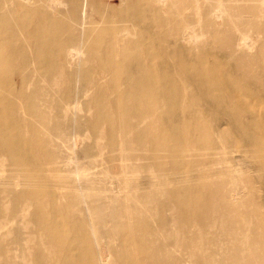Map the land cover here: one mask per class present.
<instances>
[{"label": "rangeland", "instance_id": "rangeland-1", "mask_svg": "<svg viewBox=\"0 0 264 264\" xmlns=\"http://www.w3.org/2000/svg\"><path fill=\"white\" fill-rule=\"evenodd\" d=\"M49 1L0 0V264H264L262 0H196L199 13L221 14L218 35L195 25L198 44L174 60L165 53L178 43L147 45L155 74L175 82L172 97L192 103L203 101L178 69L227 62L226 83L238 78L259 101L258 145L243 143L234 125L210 132L205 111L155 110L149 93H128L131 76L145 77L137 69L147 60L133 55L139 31L119 45L94 31L104 45L59 61L60 49L78 45H54L70 22L66 0L52 10ZM93 1L98 20L138 0H109L110 10ZM167 19L153 16L146 30L165 32L155 26ZM35 30L47 45H37ZM239 32L246 52L233 47ZM210 146L222 150L200 156ZM181 150L189 153L172 155Z\"/></svg>", "mask_w": 264, "mask_h": 264}, {"label": "bare ground", "instance_id": "bare-ground-1", "mask_svg": "<svg viewBox=\"0 0 264 264\" xmlns=\"http://www.w3.org/2000/svg\"><path fill=\"white\" fill-rule=\"evenodd\" d=\"M24 1L28 2V0ZM99 2H101V4L104 3L107 10L116 6L109 0H100ZM168 2L169 4L167 5V0L133 1L128 9L116 10L117 13L111 12L107 17L99 18L97 20L91 17L92 13L95 12V8L98 7L95 1L91 0L88 2L86 0V3L81 6L80 0H66V5L68 7H66V10L61 14H64L70 22V25H68L69 30L65 40L55 43L54 45H78V47L66 48L64 49L65 53L60 49L56 56L57 59L63 62L62 59L64 57L62 55L64 54L66 62L67 58L68 60L73 61L74 58H81V56L84 55L85 45H87L88 48H90V46L94 47V45H104L102 39L99 40V38H94L92 34L94 31H102L109 40H115L113 45H119L120 41L123 42V39H130L136 31H139L142 33L139 45L142 46L139 48L138 54L142 53L140 55L133 53L124 54V52L120 53V55L125 56L124 59H127L129 55L133 54L147 60L146 63L143 62V64L139 65L137 69V72L142 73L145 77L141 80L140 78L136 79L131 76L128 93L135 95V99H138L143 93H149L148 95L150 97L148 100L154 105L153 108L159 106V109L155 110H164L168 112H186L190 110L199 112L205 111L206 115L203 117L211 122L210 132H213L215 129L220 130L223 126L234 125L238 128L239 132L246 136L242 139L243 143L253 141L257 144L259 136L256 135L252 129H257L261 124V121L257 118L258 113L254 115V110L257 109L259 101L253 94L248 95V93H246L245 89L242 87V82L238 78H232L230 83H226L222 75L223 71H221L220 68L222 67L227 71L229 69L227 62L221 63L220 65L207 66L205 63L193 61L187 65L186 69H183L182 67L178 69L181 73V81L183 80L182 75H187L190 80L188 83L189 88L200 94L203 101L200 104L189 102L186 95L172 97L171 89L176 85L173 80L169 79L170 75L166 72L163 75L155 74L153 61L157 55L148 52V41H153L154 39L156 43V41H162L167 38L169 42L178 43L180 46L170 44L172 46L169 47L165 53L169 60H174L175 57L186 51L187 46L191 48L192 46H196L193 45L196 44V42L198 44V37L201 35H197L198 33L196 34L194 32L195 25H203V27L212 33L213 36L219 34L216 26L213 24V22L221 20V14L219 15L218 12L213 15L211 14V11L207 14L199 13L198 10L200 9L196 0H168ZM261 3L263 5L264 0H262ZM46 5L52 10L61 5L63 7V2L61 0H51L47 2ZM165 5L168 6V15L163 14V12L165 13ZM111 11L115 10L112 9ZM159 14L168 16V19L163 25H156L155 28L165 29V32H163L164 34L158 32L152 36L146 28L150 25V18ZM204 22L205 24H203ZM115 25H120V28L119 26L115 27ZM87 26H92L94 28H86ZM55 27H57L56 24ZM33 34L34 37L38 38L39 42L37 45H47L38 30L33 31L32 35ZM237 35L239 43L238 45H233V47H237L241 52H246L249 48L246 45L247 38L240 32ZM199 45L201 46L198 51H200L202 49L201 47H204L206 44ZM91 50L93 51V48ZM175 61L181 63L182 58L178 57ZM111 68H115V65H111ZM131 75L133 74L131 73ZM161 82H166L167 87L162 86L160 84ZM248 99H250L251 102L248 103ZM215 112L217 115H214ZM245 116L250 117V121L246 122ZM193 123L201 125L202 120H194ZM10 148L14 152V155L17 156L16 153L19 152V149L21 150V145L18 144L17 147L15 142V145L10 146ZM258 148L261 149L259 146ZM206 150H208L207 153L200 156L212 157L218 154V150L222 149L218 147L216 148V146H210ZM196 151H201V149H196ZM184 153H189V150L177 151L172 153V155L175 157L183 155ZM78 177L80 178L81 176L79 175Z\"/></svg>", "mask_w": 264, "mask_h": 264}]
</instances>
